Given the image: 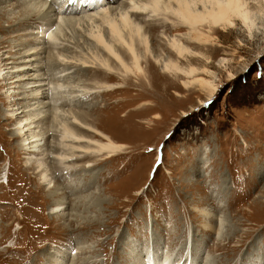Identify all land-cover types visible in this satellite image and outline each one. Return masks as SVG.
Listing matches in <instances>:
<instances>
[{"label": "rangeland", "instance_id": "374dc122", "mask_svg": "<svg viewBox=\"0 0 264 264\" xmlns=\"http://www.w3.org/2000/svg\"><path fill=\"white\" fill-rule=\"evenodd\" d=\"M15 3L0 7L9 10L13 19L23 9ZM262 21L261 17L260 32L235 21L234 28L213 30L214 46L191 45L203 55L195 59L201 69L199 75L219 86L212 99L197 86L189 90L179 82L169 84L168 74L144 62L141 64L152 84L149 88L134 84L110 91L106 86L123 80L100 77V60L106 54L88 36L91 28L69 34V50L61 51L74 63H86L88 70L72 69L76 78L71 76L65 83L77 94L85 89L97 91L84 98L83 108L77 106L88 112L86 117L90 116L87 119L94 127L124 149L110 158L103 156V161L97 160L92 172L77 173V178L86 179L85 185L97 176L99 179L95 188L89 190L86 186L73 195L68 210L73 217L66 221L50 215L57 198L50 197L53 190L43 187L35 163H27L26 152L18 143L21 138L12 135L15 121L8 119L6 108L14 103L0 91V264H47L60 247L63 254L64 248L71 249L68 263L120 264L128 260L135 264L127 254L134 243L147 264H151L154 252H159L162 264L163 257L174 250L180 251V264H193L195 260L201 264H264ZM8 25V18L0 12L1 46H8L5 41L17 37L18 32L6 33ZM161 31L151 33L150 45L157 54L162 49L158 38ZM77 36L85 41L77 40ZM139 49L144 52L142 47ZM205 57L212 62L206 64ZM223 58L228 62L219 63ZM136 77L142 75L130 77L127 82H134ZM56 129L51 134H57ZM46 140L50 146L56 142L54 137ZM45 162L50 178L60 187L59 196L60 185L67 186V173L61 176L59 161L46 158ZM75 192L68 188L63 191L67 197ZM255 200L257 205H253ZM206 207L211 216L225 221L220 236L203 227L204 218L198 211Z\"/></svg>", "mask_w": 264, "mask_h": 264}, {"label": "bare ground", "instance_id": "6f19581e", "mask_svg": "<svg viewBox=\"0 0 264 264\" xmlns=\"http://www.w3.org/2000/svg\"><path fill=\"white\" fill-rule=\"evenodd\" d=\"M12 1H16L15 4L22 6L23 9H19L20 15L13 19L10 17L12 14L9 10L3 11L0 8V12L8 18L9 25L5 30L6 33L9 35V32H18L15 40L9 38V41H5L8 46H1L3 43H0V91L1 95L11 98L10 103H14L11 106L8 104L6 108L8 119L15 121L11 130L12 135L18 139L21 138L18 143L26 152L27 163H35L36 170L41 172L43 187L53 190L50 192V197L57 198L50 209V215L54 218L62 217L64 221L72 216L68 210L71 207L70 199L73 195L76 196L86 186L88 188L85 189L89 190L95 188L94 183L96 179H99L97 176L85 185L86 179L77 178V173L92 172L97 160L103 161L105 160L103 156L107 159L124 149V146L115 144L103 131L94 127L87 119L90 116L86 117L88 112L82 110L81 104L85 101L84 98L94 95L97 91L90 92L89 89L86 91L84 88L83 93L77 94L78 92L74 93V89L65 83V80L69 81L71 76H75L72 69L86 70L88 67L86 63L70 61L67 58L68 54L66 55L65 52L63 54L71 40L69 34L81 32L87 27L91 28V34L89 33L88 36L96 41L106 54V58L102 57L103 59L100 60V68L103 70L100 77L107 81L117 78L123 80L114 86H106L110 91L134 84L149 88L152 84L141 64L144 62L149 66L157 65L163 73L168 74L166 79L169 84L174 85L179 82L186 89L197 86L199 90L208 94V99H212L219 86L199 75L201 69L197 67L195 59L203 55L196 50L197 46L191 45L214 46L211 40L213 30L226 31L229 27L234 28L235 21H240L242 27L250 31L260 32L262 27L258 26V21L261 17L264 18V0H124L121 3L119 0H69L70 2L66 0H0V7L3 4H11ZM94 29L97 32L93 34ZM160 29L162 31L158 38L162 40V49L157 54L155 49L151 48L150 39L151 33L154 34ZM76 38L81 39H78V36ZM1 39L3 38L0 37V41ZM89 45L91 49L92 44ZM140 47L144 49V52L139 49ZM78 60L80 62V59ZM204 61L210 64L212 59L205 57ZM227 62L228 59L224 58L219 61L222 64ZM139 74L142 75L141 78L136 77L137 80L134 82L131 80L127 82L128 78ZM4 89L5 92H3ZM177 95L180 96L179 93ZM199 103L203 104L201 100ZM49 112L52 113H50L51 116ZM183 116H186L185 113ZM51 119H57V122L56 120L51 122ZM55 124H57L55 127L57 134H51L55 129L52 125ZM45 125H47L46 128ZM51 137H54L56 141L52 143L53 146H50L49 141H44L45 138ZM49 148L53 151H49ZM46 158L59 161L61 176L67 173L65 175L68 180L67 186L60 185L62 192L59 196L60 187L56 185L57 182L55 183L54 179L50 178ZM2 174L0 173V176ZM67 188L76 192L67 197L63 193ZM257 204L258 201L255 200L253 205ZM259 205L262 206V204ZM250 208L249 214L253 215L254 211ZM198 212L204 218V229L220 236L225 223L222 217L211 216V211L207 207ZM4 229H2L3 232ZM70 231L76 233V229ZM138 248L137 243H134L127 254H130V259L135 264H147L145 256L138 253H142ZM69 250L71 249L64 248L63 254L61 247L58 248L57 252H53V259L48 261H53L50 264H74L73 260L69 263L67 261L72 256ZM176 252L174 250L168 253L161 263L180 264V251ZM156 253L157 251L151 258V264L160 263L159 252ZM119 263L130 264L128 260ZM192 263L201 264L200 260Z\"/></svg>", "mask_w": 264, "mask_h": 264}, {"label": "water", "instance_id": "95a60500", "mask_svg": "<svg viewBox=\"0 0 264 264\" xmlns=\"http://www.w3.org/2000/svg\"><path fill=\"white\" fill-rule=\"evenodd\" d=\"M154 174V173H153Z\"/></svg>", "mask_w": 264, "mask_h": 264}]
</instances>
